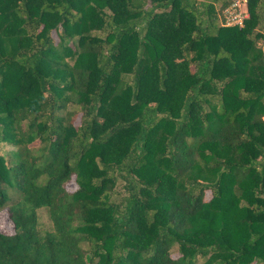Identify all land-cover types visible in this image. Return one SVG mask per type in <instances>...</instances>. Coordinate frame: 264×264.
Listing matches in <instances>:
<instances>
[{
	"label": "trees",
	"instance_id": "obj_1",
	"mask_svg": "<svg viewBox=\"0 0 264 264\" xmlns=\"http://www.w3.org/2000/svg\"><path fill=\"white\" fill-rule=\"evenodd\" d=\"M228 2L0 0V264H264V0Z\"/></svg>",
	"mask_w": 264,
	"mask_h": 264
},
{
	"label": "built area",
	"instance_id": "obj_2",
	"mask_svg": "<svg viewBox=\"0 0 264 264\" xmlns=\"http://www.w3.org/2000/svg\"><path fill=\"white\" fill-rule=\"evenodd\" d=\"M249 0H229L228 4L221 11L222 25H241L247 17Z\"/></svg>",
	"mask_w": 264,
	"mask_h": 264
},
{
	"label": "rangeland",
	"instance_id": "obj_3",
	"mask_svg": "<svg viewBox=\"0 0 264 264\" xmlns=\"http://www.w3.org/2000/svg\"><path fill=\"white\" fill-rule=\"evenodd\" d=\"M219 13L221 16V12ZM263 43L264 41H262V44ZM6 148H10V147L6 146L2 148V150H5ZM206 195L209 196V192H207ZM38 227L41 233H44L45 231L51 229V221L48 216L46 206H41L38 209ZM0 231L6 234H10L14 231L13 223L8 218L5 209H0Z\"/></svg>",
	"mask_w": 264,
	"mask_h": 264
}]
</instances>
